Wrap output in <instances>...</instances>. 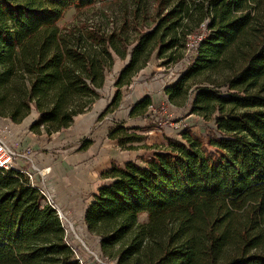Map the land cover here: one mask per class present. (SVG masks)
<instances>
[{
    "label": "trees",
    "instance_id": "obj_1",
    "mask_svg": "<svg viewBox=\"0 0 264 264\" xmlns=\"http://www.w3.org/2000/svg\"><path fill=\"white\" fill-rule=\"evenodd\" d=\"M97 3L119 8L110 30L59 26L71 8ZM206 21L193 62L165 92L179 107L192 95L189 113L213 122L211 132L186 126L179 138L141 145L140 127L110 128L121 148L151 151L103 171L108 181L85 212L118 264H264V0H0V117L19 124L36 110V134L90 110L119 58L98 120L116 111L152 57L177 63ZM151 104L141 98L130 115ZM43 199L24 172L0 169V264H81Z\"/></svg>",
    "mask_w": 264,
    "mask_h": 264
},
{
    "label": "crops",
    "instance_id": "obj_2",
    "mask_svg": "<svg viewBox=\"0 0 264 264\" xmlns=\"http://www.w3.org/2000/svg\"><path fill=\"white\" fill-rule=\"evenodd\" d=\"M147 66L139 74L145 72ZM121 68L116 71L111 81H105L104 87L100 89L101 97L93 103L91 109L76 115L70 127L56 133L36 134L30 130V125L39 116L36 110L19 124L0 117V129L8 125L4 135L13 148L20 152H27L29 147L32 148L28 154L30 159L22 158L20 163L47 169L44 179L46 187L54 195L57 203L74 220L81 236L91 238V241L95 240L96 236L89 232L84 217L93 195L98 193L99 188L108 181L102 178V172L114 163L122 165L130 160L141 162V156L146 152L144 148H121L116 139L109 137L110 128L116 123L126 127L143 126L142 117L130 115L133 105L147 95H150L153 101L159 100L166 93L165 90L159 91L158 82L155 85L146 82L134 85L138 74L133 83L124 88L120 107L109 113L111 119L98 120L101 112L115 95L114 82ZM152 71L153 69H150L148 72ZM176 81L177 79L173 84ZM130 89L132 95L127 99L124 97L125 91L129 92ZM187 105L188 103L181 107L175 105V109L181 114L187 113L191 104ZM165 134L167 137H180L179 133H173L171 128H168ZM86 140L90 141V144L82 148ZM155 142L158 144L160 141Z\"/></svg>",
    "mask_w": 264,
    "mask_h": 264
},
{
    "label": "rangeland",
    "instance_id": "obj_3",
    "mask_svg": "<svg viewBox=\"0 0 264 264\" xmlns=\"http://www.w3.org/2000/svg\"><path fill=\"white\" fill-rule=\"evenodd\" d=\"M118 7L115 5V3H108V4H102L97 3L94 6H91L89 8H71L66 12L64 17L59 21V26L61 29L65 32L67 31H78L82 29H86L89 27H95V28H101L105 30H110L114 25H117L119 23V12ZM117 62L115 65L110 69V71L106 75V81L109 82L113 79L114 74L118 69H120L123 64H125L126 61L121 60L117 58ZM163 60L157 59L155 55L152 57L151 61L149 62V65L147 66L145 72L139 74L134 81V85H138L141 83H148L149 85H155L156 82L159 83V91L164 90V83L167 79H169V67L162 64ZM150 69H153L152 72ZM147 71V72H146ZM113 87V86H112ZM132 95L131 89L128 91H125V98H129V96ZM192 95H190L188 99V105L191 104L192 101ZM166 97L165 94L162 98L159 100H153L152 105H154V109L156 111H151V115L155 114L159 117V121L164 124V127L161 130H150L151 128H154L155 125H157L154 120L149 119L143 121V126H140L141 130L138 132L142 135H144L145 139L141 143L143 145L144 143H156L155 141L159 140L158 144L165 143V137L166 136V130L168 128L173 129V133H178L179 127L184 123V119H187L188 123L190 122L193 125V129L189 127L193 132L199 135H205L211 132L213 129V122L206 123L205 120L196 122L193 119V115L189 112L182 113L179 112V110L175 109V105L171 104L169 101H165ZM187 105V106H188ZM111 114H109L105 119L103 118V121H106L107 119H111ZM188 117V118H187ZM101 120V121H102ZM102 123V122H101ZM172 134V133H171ZM168 135V134H167ZM148 145V144H147ZM145 149V148H144ZM151 151L146 150L144 153H150ZM68 214V213H67ZM69 219L73 223L70 225L71 227L74 226L75 232L70 228L69 223L65 222V227L67 229V237L70 240V242L75 245L84 255L86 254L85 251V245L83 243H86L87 246L91 247L94 244V241H91V238L83 237L78 231V228L74 222V220L70 217L68 214ZM147 221V214L142 213L139 217V222H146ZM95 237V235H94Z\"/></svg>",
    "mask_w": 264,
    "mask_h": 264
},
{
    "label": "built area",
    "instance_id": "obj_4",
    "mask_svg": "<svg viewBox=\"0 0 264 264\" xmlns=\"http://www.w3.org/2000/svg\"><path fill=\"white\" fill-rule=\"evenodd\" d=\"M207 21L204 22L198 32L191 35L187 41L186 48L184 51V55L180 61L177 63L168 66L169 70V79L166 80L163 87L165 90L166 86L172 85L173 82L180 77L182 72H184L189 65L193 62L194 57L197 54L198 48L203 41V39L207 35ZM165 101H169L168 95L165 93ZM170 102V101H169ZM154 105H150L147 113L144 116H141L142 119L149 120L152 119L157 124L154 128L150 130H161L164 127V124L159 121V117L155 114L151 115V111H156L153 107ZM188 118V117H187ZM193 119L196 122L203 121L204 119L199 115H193ZM10 120V119H9ZM184 119V123L179 127L177 130L178 133L185 128L186 126L191 127L193 129V125ZM8 130V125L4 126L0 129V169H9V168H16L24 172L31 184L37 187L40 193L43 195L44 199L43 202L50 205L54 209H56L59 218L63 222L65 226V222L69 223V226L73 223L68 217L67 212L57 203L54 195L49 191L45 184V176L47 174L46 168H38L36 166H26L25 163H20L22 158L30 159L28 154L32 151V148L29 147L27 152H20L17 149L12 147V144L7 140L4 133ZM66 228V227H65ZM70 228L75 232L74 226H70ZM67 233V229H66ZM68 244L74 250L76 258L79 260L81 264H118L116 260L108 257L104 254L100 246V239L96 236L94 244L89 247L86 243L85 251L86 254L84 255L75 245H73L67 237Z\"/></svg>",
    "mask_w": 264,
    "mask_h": 264
}]
</instances>
